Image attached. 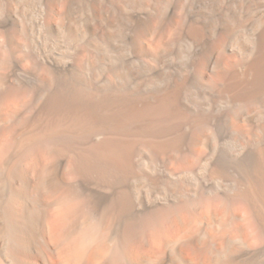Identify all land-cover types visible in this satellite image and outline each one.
I'll return each mask as SVG.
<instances>
[{
	"label": "bare ground",
	"instance_id": "bare-ground-1",
	"mask_svg": "<svg viewBox=\"0 0 264 264\" xmlns=\"http://www.w3.org/2000/svg\"><path fill=\"white\" fill-rule=\"evenodd\" d=\"M0 264H264V0H0Z\"/></svg>",
	"mask_w": 264,
	"mask_h": 264
}]
</instances>
